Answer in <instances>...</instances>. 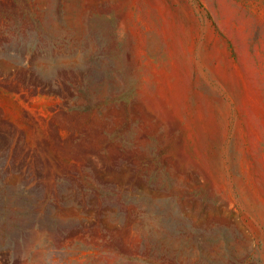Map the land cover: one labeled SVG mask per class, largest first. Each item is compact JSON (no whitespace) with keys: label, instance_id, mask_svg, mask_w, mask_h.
<instances>
[{"label":"rangeland","instance_id":"1","mask_svg":"<svg viewBox=\"0 0 264 264\" xmlns=\"http://www.w3.org/2000/svg\"><path fill=\"white\" fill-rule=\"evenodd\" d=\"M0 264H264V0H0Z\"/></svg>","mask_w":264,"mask_h":264}]
</instances>
